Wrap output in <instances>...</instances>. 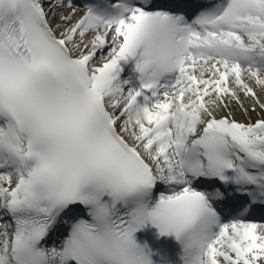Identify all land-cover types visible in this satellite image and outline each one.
I'll return each mask as SVG.
<instances>
[{"label": "snow or ice", "instance_id": "obj_1", "mask_svg": "<svg viewBox=\"0 0 264 264\" xmlns=\"http://www.w3.org/2000/svg\"><path fill=\"white\" fill-rule=\"evenodd\" d=\"M148 224L264 264V0H0V264H153Z\"/></svg>", "mask_w": 264, "mask_h": 264}, {"label": "clouds", "instance_id": "obj_2", "mask_svg": "<svg viewBox=\"0 0 264 264\" xmlns=\"http://www.w3.org/2000/svg\"><path fill=\"white\" fill-rule=\"evenodd\" d=\"M181 46V42L177 39L167 46L149 50L141 57L142 71L139 75L145 79H150L155 75L165 74L167 70L175 65L177 53Z\"/></svg>", "mask_w": 264, "mask_h": 264}, {"label": "bare ground", "instance_id": "obj_3", "mask_svg": "<svg viewBox=\"0 0 264 264\" xmlns=\"http://www.w3.org/2000/svg\"><path fill=\"white\" fill-rule=\"evenodd\" d=\"M239 116V114H237Z\"/></svg>", "mask_w": 264, "mask_h": 264}]
</instances>
